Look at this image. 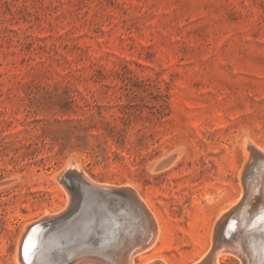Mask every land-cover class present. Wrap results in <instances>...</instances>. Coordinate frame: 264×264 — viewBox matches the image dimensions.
<instances>
[{"label": "rangeland", "instance_id": "1", "mask_svg": "<svg viewBox=\"0 0 264 264\" xmlns=\"http://www.w3.org/2000/svg\"><path fill=\"white\" fill-rule=\"evenodd\" d=\"M246 142L264 153V0H0V264L72 208L74 170L145 199L137 264L203 262L225 213L246 245Z\"/></svg>", "mask_w": 264, "mask_h": 264}, {"label": "water", "instance_id": "2", "mask_svg": "<svg viewBox=\"0 0 264 264\" xmlns=\"http://www.w3.org/2000/svg\"><path fill=\"white\" fill-rule=\"evenodd\" d=\"M67 174L75 175L68 172ZM82 181V180H81ZM77 198L72 208L65 214L39 222L32 232L39 241L30 246V251L23 254L25 264H130L131 258L138 251L148 246L154 237L156 227L138 237L133 243L123 239L129 235V229L135 227L140 213H146L145 206L129 188L116 189L81 183L75 187ZM264 207L249 210L248 225L245 227L246 245L238 240L235 232L238 228L230 227V250L238 255L244 264H264ZM125 215L134 223L126 222L120 235L116 232V219ZM239 219H240V215ZM237 216V217H238ZM238 220V218H237ZM124 227L127 229L124 230ZM251 234L261 238L260 255L252 256L249 237ZM225 242V241H224ZM229 242V241H228ZM29 247V246H28ZM42 253L41 258L39 254ZM202 263L199 264H203Z\"/></svg>", "mask_w": 264, "mask_h": 264}, {"label": "bare ground", "instance_id": "3", "mask_svg": "<svg viewBox=\"0 0 264 264\" xmlns=\"http://www.w3.org/2000/svg\"><path fill=\"white\" fill-rule=\"evenodd\" d=\"M246 143L248 144L246 148L249 151V161H255V162L256 161H259V162H263V164H259V171L256 174V178H254L255 179L254 181H249L248 183H246V180L245 179H244V181H242V183H243V193H242V195H248V196L249 195L250 196L252 195L253 196V199L256 200L257 204H255V205L254 204H251L253 208L250 207L249 209H251V210L257 209L260 203H262V205L260 207V209H262L264 207V196H263V192L264 191L262 190L263 188L261 189L259 186H260L261 183H264V153L260 152L259 150L254 149L251 146V143H248V142H246ZM260 150L262 151V149H260ZM263 152H264V149H263ZM248 165H249V163H248ZM76 169H77V167H76ZM246 169H248V168H246ZM69 172H72V171H69ZM79 173L81 174V172H79ZM77 174H78V172H77ZM74 176L80 178L83 183L87 182L89 184H93V185H96V186L109 187V186H107L108 184H105V185L104 184L103 185L94 184V182H92L93 180H91V178L88 177L85 174L82 176V174L81 175H79V174L76 175V173H75ZM245 176H246V171L244 169V171H243V177H245ZM252 176H254V175H252ZM111 188H113V187H111ZM255 188H258V190H255ZM258 191H259L258 194H260L259 196L256 195V193ZM134 193H135L136 197L139 199V201L145 206L147 212L151 216L152 221H150V218L148 217V215L146 213H140L139 216H138L139 217L138 218V221L135 224V227L132 228V229H129V231H130L128 233L129 235H126L123 239H125V242L127 244L128 243H133L136 239H138V237H140V236L144 235L146 232L152 230L153 224L156 227V231H155V234H154L153 239L148 244V246L145 247V248H143V249H141L140 251H138L136 253V255H134L131 258L130 264H137V259L140 256L146 254L148 251H150L151 249H153L157 245L158 240H159V232H160L159 223L157 221V218H156L155 214L153 213V211L151 210V208L149 207V205L147 204V202L145 201V199L141 196V194L138 191H134ZM229 207H230V205L226 208V210H228ZM233 207H234V205H233ZM243 213H244L245 217L242 219V221H240V224L243 225V226H245V227H247L248 226V221H249V217H248L249 210H247L246 208H244L243 209ZM230 215L231 214H226L225 213L216 222L215 229H214V234H213L212 246L210 248V252L207 253L206 258L204 259V263L203 264H221L222 259L224 257H226V255H228V254H230V255H236L234 253H231L230 250H228V247H230V242L226 241V239H224L225 242L224 241L221 242L222 241L221 236H222L223 231L227 229L225 225H226L227 221H229ZM231 216H233V215H231ZM125 221H128V222L131 221L132 223H134L133 222L134 220L132 221L131 219L130 220L127 219V217L125 215H122L121 217H119L118 219H116L115 224L117 225V229H116V232L113 233L114 238H116V236L118 238V236L120 235L121 230L123 229V226L126 225V222ZM230 221H232V220L230 219ZM230 226H232V225H230ZM126 229L127 228L124 227V230H126ZM121 236H122V234L119 237L122 238ZM248 237L250 239L249 240V242H250L249 245H250V249H251V252H252V256L255 258V256L260 255L259 254L260 253V244L262 243L261 242V238L259 236L253 235V234H251ZM35 238L38 239V241L40 239L39 237H35ZM22 241H20V245H21V242ZM20 249H21V247H20ZM41 255H42V253L39 254V258H41ZM20 258H22V257H20ZM147 264H169V263L166 262L165 260H162V259H153V260L149 261Z\"/></svg>", "mask_w": 264, "mask_h": 264}]
</instances>
